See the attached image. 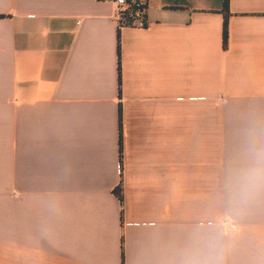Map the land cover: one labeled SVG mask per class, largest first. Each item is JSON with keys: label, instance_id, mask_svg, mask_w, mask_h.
<instances>
[{"label": "crops", "instance_id": "crops-1", "mask_svg": "<svg viewBox=\"0 0 264 264\" xmlns=\"http://www.w3.org/2000/svg\"><path fill=\"white\" fill-rule=\"evenodd\" d=\"M147 2L120 29L113 0H0V264H181L196 231L264 264V188L226 194L264 143V0L227 45L223 0Z\"/></svg>", "mask_w": 264, "mask_h": 264}, {"label": "clouds", "instance_id": "clouds-1", "mask_svg": "<svg viewBox=\"0 0 264 264\" xmlns=\"http://www.w3.org/2000/svg\"><path fill=\"white\" fill-rule=\"evenodd\" d=\"M247 163L229 170L226 178V194L237 206L247 204L264 188V143L251 141L246 147ZM222 233L196 231L181 264H224L226 246Z\"/></svg>", "mask_w": 264, "mask_h": 264}, {"label": "built area", "instance_id": "built-area-1", "mask_svg": "<svg viewBox=\"0 0 264 264\" xmlns=\"http://www.w3.org/2000/svg\"><path fill=\"white\" fill-rule=\"evenodd\" d=\"M117 7V19L120 29L125 27L146 28L147 0H113Z\"/></svg>", "mask_w": 264, "mask_h": 264}, {"label": "trees", "instance_id": "trees-1", "mask_svg": "<svg viewBox=\"0 0 264 264\" xmlns=\"http://www.w3.org/2000/svg\"><path fill=\"white\" fill-rule=\"evenodd\" d=\"M230 3H231V0H223L222 12L225 15L224 31H223L224 45H227L228 44V40H229ZM118 53H119V56H120V54H121V39H120V36H118ZM120 58H121V56H120ZM121 85H122V78H121V68H120V86ZM122 142H123V119H122V113H121L120 114V145H121V154H122ZM115 193L118 196V198L120 199V201L123 202V190H122L121 186H119L115 190Z\"/></svg>", "mask_w": 264, "mask_h": 264}, {"label": "rangeland", "instance_id": "rangeland-1", "mask_svg": "<svg viewBox=\"0 0 264 264\" xmlns=\"http://www.w3.org/2000/svg\"><path fill=\"white\" fill-rule=\"evenodd\" d=\"M217 198H218V229L224 228V190L218 189L217 191Z\"/></svg>", "mask_w": 264, "mask_h": 264}]
</instances>
